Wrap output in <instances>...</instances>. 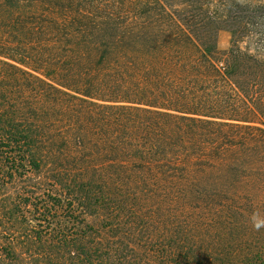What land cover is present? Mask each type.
Here are the masks:
<instances>
[{
	"label": "trees",
	"instance_id": "16d2710c",
	"mask_svg": "<svg viewBox=\"0 0 264 264\" xmlns=\"http://www.w3.org/2000/svg\"><path fill=\"white\" fill-rule=\"evenodd\" d=\"M0 264H264V0H0Z\"/></svg>",
	"mask_w": 264,
	"mask_h": 264
},
{
	"label": "rangeland",
	"instance_id": "374dc122",
	"mask_svg": "<svg viewBox=\"0 0 264 264\" xmlns=\"http://www.w3.org/2000/svg\"><path fill=\"white\" fill-rule=\"evenodd\" d=\"M230 38H231L230 33L227 30L221 29L220 31H218L217 38H216V44H217L218 50L224 51L228 49V47L230 46ZM245 44L246 42L242 43L241 46H244ZM88 220L92 221L93 219L88 218ZM189 227H191V225L185 226L183 224H179L178 226H175L174 222L173 223L167 222V223H164L163 225H161V223H156V224L154 223L153 226H148L147 228H148V232L155 233L157 235L163 236L162 238H164V236H171L172 233L174 234V232H176V229L178 230L184 229L186 232H188ZM136 238H140V235L137 236Z\"/></svg>",
	"mask_w": 264,
	"mask_h": 264
},
{
	"label": "clouds",
	"instance_id": "9594fccd",
	"mask_svg": "<svg viewBox=\"0 0 264 264\" xmlns=\"http://www.w3.org/2000/svg\"><path fill=\"white\" fill-rule=\"evenodd\" d=\"M255 226H256L257 228H259L261 225H260V223H257Z\"/></svg>",
	"mask_w": 264,
	"mask_h": 264
}]
</instances>
